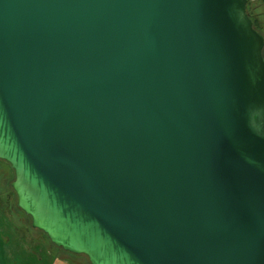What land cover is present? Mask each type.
Listing matches in <instances>:
<instances>
[{"label":"water","instance_id":"obj_1","mask_svg":"<svg viewBox=\"0 0 264 264\" xmlns=\"http://www.w3.org/2000/svg\"><path fill=\"white\" fill-rule=\"evenodd\" d=\"M248 0H0V161L89 264H264V37Z\"/></svg>","mask_w":264,"mask_h":264},{"label":"rangeland","instance_id":"obj_2","mask_svg":"<svg viewBox=\"0 0 264 264\" xmlns=\"http://www.w3.org/2000/svg\"><path fill=\"white\" fill-rule=\"evenodd\" d=\"M262 4L264 0H249L250 14L256 21L264 18ZM12 180V170L0 161V264H87L85 258L54 247L31 227L29 218L16 207Z\"/></svg>","mask_w":264,"mask_h":264},{"label":"trees","instance_id":"obj_3","mask_svg":"<svg viewBox=\"0 0 264 264\" xmlns=\"http://www.w3.org/2000/svg\"><path fill=\"white\" fill-rule=\"evenodd\" d=\"M247 12H248L250 18H251L252 21H253V26H254L255 30H256L257 32H259L260 34H262V36L264 37V34H263L262 31H261V28H260V25H259L258 21H254V19L252 18L251 14H250L249 0H248V3H247ZM263 57H264V49H263ZM38 232H39V231H38ZM40 233H41V232H40ZM41 234H42V233H41ZM50 244H51V243H50ZM64 253H66V252H64ZM67 254H69V253H67ZM69 255H71V256H75V255H72V254H69ZM75 257H79V258L82 257V258H84L83 256H75ZM87 264H89V263L87 262Z\"/></svg>","mask_w":264,"mask_h":264},{"label":"crops","instance_id":"obj_4","mask_svg":"<svg viewBox=\"0 0 264 264\" xmlns=\"http://www.w3.org/2000/svg\"><path fill=\"white\" fill-rule=\"evenodd\" d=\"M262 5H264V4H262ZM258 12H256V14H257ZM253 18V17H252ZM254 19V18H253ZM254 21H256L255 19H254ZM258 21V23H259V25H260V28H261V31H262V33L264 34V32H263V29H264V18L262 19V16H260V18H259V20H257Z\"/></svg>","mask_w":264,"mask_h":264},{"label":"flooded vegetation","instance_id":"obj_5","mask_svg":"<svg viewBox=\"0 0 264 264\" xmlns=\"http://www.w3.org/2000/svg\"><path fill=\"white\" fill-rule=\"evenodd\" d=\"M36 232H38V231H36ZM38 233H40V232H38ZM8 243V241H6V244ZM50 243V242H49ZM73 257H75V256H73ZM75 258H79V257H75Z\"/></svg>","mask_w":264,"mask_h":264}]
</instances>
